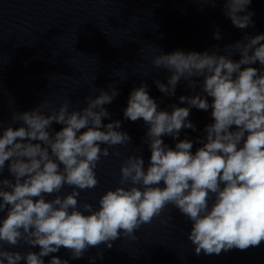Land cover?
I'll use <instances>...</instances> for the list:
<instances>
[{"label": "clouds", "instance_id": "9594fccd", "mask_svg": "<svg viewBox=\"0 0 264 264\" xmlns=\"http://www.w3.org/2000/svg\"><path fill=\"white\" fill-rule=\"evenodd\" d=\"M251 2L225 0V14L235 27L253 25L254 13L247 10ZM214 39H221L218 29ZM225 51L227 55L215 50L160 51L153 58L155 68L171 73L167 84L155 81L161 93L175 96L183 79L195 94L181 95L180 103L188 107L173 104L169 112L159 108L147 84L131 91L123 116L147 125L143 143L150 159L145 167L142 155L128 156L120 168V186L106 191L98 208L80 204V191L99 183L95 170L102 157L121 155L110 153V148L131 144L120 120L103 122L111 118L105 105L119 95L113 85L110 91L101 89L98 96L87 97V106L79 111H70L64 100L59 109L45 113L44 102L14 112L11 123H21L18 128L0 122V176L7 167L12 177L0 179V213L6 211L0 219V264H45L43 258L61 247L72 260L101 244L111 249L121 234L135 239L141 224L151 223L168 205L191 222L187 238L197 256L246 251L264 243V70L251 66H264V34H245ZM235 54L239 60L232 59ZM191 108L211 109L213 120L198 138L201 147L194 154L193 141L179 139L182 129L196 131L188 119ZM54 123L62 128L56 131ZM165 136L177 141L174 148L165 144ZM65 185L73 188L69 194L46 199ZM21 243L38 246L39 252L5 248ZM97 256L102 258V253ZM48 264L69 260L52 256Z\"/></svg>", "mask_w": 264, "mask_h": 264}]
</instances>
